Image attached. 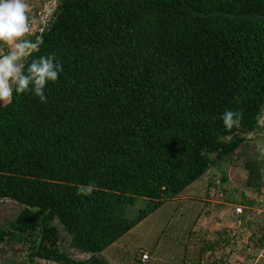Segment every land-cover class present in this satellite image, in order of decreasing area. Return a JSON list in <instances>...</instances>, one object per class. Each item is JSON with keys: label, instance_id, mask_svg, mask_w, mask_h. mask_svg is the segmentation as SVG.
Returning <instances> with one entry per match:
<instances>
[{"label": "trees", "instance_id": "obj_1", "mask_svg": "<svg viewBox=\"0 0 264 264\" xmlns=\"http://www.w3.org/2000/svg\"><path fill=\"white\" fill-rule=\"evenodd\" d=\"M32 2L30 26L47 1ZM38 35L33 56L54 53L63 70L46 103L14 93L0 105V210H15L0 217V264H111L106 250L136 244L137 225L188 200L186 220L170 218L147 248L179 247L182 264H200L229 243V229L211 239L198 228L205 200L179 195L211 169L227 181V163L263 186L248 135L264 129V0H59ZM226 110L241 116L231 129Z\"/></svg>", "mask_w": 264, "mask_h": 264}, {"label": "clouds", "instance_id": "obj_2", "mask_svg": "<svg viewBox=\"0 0 264 264\" xmlns=\"http://www.w3.org/2000/svg\"><path fill=\"white\" fill-rule=\"evenodd\" d=\"M32 1L34 0H0V104L10 103L14 93L18 95L31 93L41 103H46L47 97L44 91L46 86L50 82H56L60 72L63 70L54 53L47 56H33L34 53L40 51L43 37L41 35L36 36L35 39L30 37L32 33L42 31L45 28L57 4L54 7L50 2L55 0H46L43 12H39L47 14V21L44 23L38 12L37 16L34 17V24L38 25V28L31 29L28 12L34 8ZM41 1L37 0V5L41 4ZM221 119L225 128L231 129L239 124L241 116L238 112L226 110L222 114ZM210 181L213 182V186L210 188V193H207L204 199L206 202L202 208L208 213L214 210L216 206H223L224 209L219 212L223 211V216L226 215V217L232 216L231 221L234 220V226L225 225L226 227H224L230 231L228 234L229 243L222 241L219 245L204 250L199 257V262L200 264H244L243 258L250 251V248L255 245L264 246L259 243V240L264 238V183L260 191L246 185L247 188H252L256 191L255 196H250L249 192H247V198L244 199L241 195L237 196L235 194L234 198L236 201H230L228 200L230 193L227 182L223 181L221 176L214 177L213 173ZM94 190V184L81 185L77 188V195L90 196ZM226 192L228 193L226 194ZM168 201L170 202L171 199ZM164 207L166 206L160 207L156 211L162 210L160 215H169L171 213L170 218L174 221L176 219L177 221L179 220L180 210H175L174 208L166 209ZM252 209L253 212L250 211ZM160 227L161 225L154 231L146 233V237L162 231ZM165 230H169V228L166 227ZM208 234L211 239L219 238L216 233L214 236L210 232ZM142 236H145V234ZM140 242L133 243V245L130 244L129 250L123 254L121 259H123L124 255H127L129 259H134L135 263L136 259H138L141 264H153L154 249H148L151 244L145 245L144 242ZM120 243L122 242L119 240L109 249ZM144 245L146 248H143ZM243 249H247V252L243 251ZM238 250L242 252V254L239 253L242 257L239 260L236 258V251ZM173 263L175 264L176 262L173 261L171 264Z\"/></svg>", "mask_w": 264, "mask_h": 264}, {"label": "rangeland", "instance_id": "obj_3", "mask_svg": "<svg viewBox=\"0 0 264 264\" xmlns=\"http://www.w3.org/2000/svg\"><path fill=\"white\" fill-rule=\"evenodd\" d=\"M49 1H53V0H49ZM58 0L50 2V4L52 6H56ZM1 105V104H0ZM261 121L262 123H264V113L261 117ZM249 138L255 139L256 137L258 138V141L255 142L254 145H250L249 151L256 155L259 156L260 158H264V129L259 130L258 132L255 133H251L248 135ZM240 158L245 157V155L243 154V156L240 154L239 156ZM224 172L225 175L228 176L229 180L226 181L227 182V186H228V191L230 193V195L234 196L235 194H237V196H242L244 199L247 198V192H249L250 196H255L256 191L252 188H247L246 187V180L248 177V170L243 168L240 165H230L229 163H227V165H225L224 167ZM214 175H218L217 177H219L221 174L220 170H213L211 169V171H209L207 174H205V176L201 179V181L197 182L195 184V186L193 187L194 191L191 192L190 195H183L179 196L180 199H182V203L185 202L186 199H189L190 197H192V199H194V204L197 205V201L198 200H204L207 196L208 193V182L209 180H211V174ZM192 190V188H190ZM244 193V194H243ZM243 194V195H242ZM179 204V203H178ZM204 205V203L202 204V206ZM170 206V205H169ZM142 207V201H138L137 204V208ZM190 201L188 200L186 205L183 207H179L176 208L175 210H180L179 211V220L177 221V219L175 220L176 223H179L184 220H186V217L188 216V214L186 212H188L190 210ZM224 207L223 206H216V208L208 213H206V211H204L205 209L202 208L200 216L197 219V225L198 228H200L201 230H206L208 232H210L211 235H215V232L218 229H223L224 227H226L227 225H231L234 226V220H232V216H228L231 218H228L224 215L223 211L220 213L219 211L223 210ZM162 210H158L156 212H154L152 215H150L147 219H145L142 223H140L139 225H137L130 233L131 235H135L136 239H138L139 241L144 242L146 245H148L151 241H153L156 236H149L146 237L148 232L150 231H154L158 226L161 225L160 229L162 231H164L167 227V225L169 224L170 221V217H171V213L169 215H160V212ZM251 212H253V209L250 210ZM15 212L14 210V204L12 203H7L6 206H4V210H0V217H4L10 214H13ZM183 212L186 213V216L183 214ZM225 217V218H224ZM171 226L173 227L172 229H174V232L171 233V236L174 238L175 234H178L176 239L181 238L180 240H183V237H181V231H185L184 228L182 227V225L180 224H176L175 222H171ZM226 225V226H225ZM178 227L180 229H178ZM181 230V231H180ZM188 233V232H187ZM145 236H142L144 235ZM129 235V234H127ZM126 235V236H127ZM129 236V237H130ZM149 238V239H147ZM125 239V238H123ZM137 240V242H139ZM129 243L127 242V244H123L120 243L117 246L113 247L112 249H109L108 251H106L104 253V256L106 259H108L110 261L111 264H134V259H129V257L127 255H124L123 259H121V257L123 256V254L125 252H127L129 250ZM185 245H182L181 248L184 250ZM111 248V247H110ZM245 248V247H244ZM177 251H171V252H167L168 249L166 250H160L158 248H154V253H153V258H152V262L153 264H171L173 261H175V264H179V262H181L184 258V256H182V252L181 250L178 248H176ZM243 251L247 252V249H243ZM181 252V253H180ZM180 253V255H179ZM242 254L241 251H236V258L237 260H239L241 257L240 254ZM177 255H179L177 257ZM78 256H80L79 258H87L89 255L88 254H79ZM244 256V255H242ZM55 264V263H53ZM136 264V263H135ZM174 264V263H173ZM182 264V262L180 263Z\"/></svg>", "mask_w": 264, "mask_h": 264}, {"label": "crops", "instance_id": "obj_4", "mask_svg": "<svg viewBox=\"0 0 264 264\" xmlns=\"http://www.w3.org/2000/svg\"><path fill=\"white\" fill-rule=\"evenodd\" d=\"M244 264H264V246L255 245L250 248V251L244 256Z\"/></svg>", "mask_w": 264, "mask_h": 264}, {"label": "built area", "instance_id": "obj_5", "mask_svg": "<svg viewBox=\"0 0 264 264\" xmlns=\"http://www.w3.org/2000/svg\"><path fill=\"white\" fill-rule=\"evenodd\" d=\"M39 14L41 15L40 18L41 20L45 23L47 21V14H43L41 12H39ZM38 28V25L34 24V20L32 22V25H31V29H37Z\"/></svg>", "mask_w": 264, "mask_h": 264}]
</instances>
